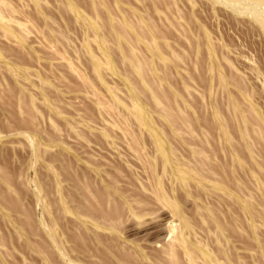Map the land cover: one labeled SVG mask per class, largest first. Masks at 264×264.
I'll list each match as a JSON object with an SVG mask.
<instances>
[{"label":"rangeland","instance_id":"1","mask_svg":"<svg viewBox=\"0 0 264 264\" xmlns=\"http://www.w3.org/2000/svg\"><path fill=\"white\" fill-rule=\"evenodd\" d=\"M0 264H264V0H0Z\"/></svg>","mask_w":264,"mask_h":264},{"label":"bare ground","instance_id":"2","mask_svg":"<svg viewBox=\"0 0 264 264\" xmlns=\"http://www.w3.org/2000/svg\"><path fill=\"white\" fill-rule=\"evenodd\" d=\"M179 176H180V178H181V180L183 179V174H179ZM184 180V179H183Z\"/></svg>","mask_w":264,"mask_h":264}]
</instances>
